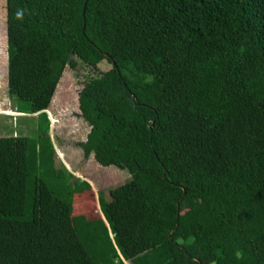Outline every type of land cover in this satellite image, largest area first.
<instances>
[{"label": "trees", "instance_id": "1", "mask_svg": "<svg viewBox=\"0 0 264 264\" xmlns=\"http://www.w3.org/2000/svg\"><path fill=\"white\" fill-rule=\"evenodd\" d=\"M6 15L8 91L36 129L0 136V264H106L73 223L75 176L50 136L74 56L112 64L79 94L85 156L130 174L99 193L108 249L264 264V0H6Z\"/></svg>", "mask_w": 264, "mask_h": 264}, {"label": "rangeland", "instance_id": "2", "mask_svg": "<svg viewBox=\"0 0 264 264\" xmlns=\"http://www.w3.org/2000/svg\"><path fill=\"white\" fill-rule=\"evenodd\" d=\"M6 19V0H0V136L20 133L32 135L36 129L35 120H30L31 116H23L26 113L17 112L16 100L8 91ZM74 58L78 61V66L75 69L67 66L65 69L49 108L53 115L48 112L56 164L64 165L75 176L69 183L74 205L72 220L83 239L90 246L99 249L105 256L106 264H117L118 261L126 264L119 251L114 247L108 249L107 241L103 239V235H107L111 245L116 247L111 228L100 206L99 193L103 192L105 198L110 199V190L125 183L130 178L129 171L114 165H101L93 155L86 157L78 145L80 141L86 140L91 128L81 117L79 94L88 82L101 76L112 64L104 60L98 68H94L76 56Z\"/></svg>", "mask_w": 264, "mask_h": 264}, {"label": "clouds", "instance_id": "3", "mask_svg": "<svg viewBox=\"0 0 264 264\" xmlns=\"http://www.w3.org/2000/svg\"><path fill=\"white\" fill-rule=\"evenodd\" d=\"M24 9H17V11H16V18L18 19V20H22L23 19V17H24Z\"/></svg>", "mask_w": 264, "mask_h": 264}, {"label": "crops", "instance_id": "4", "mask_svg": "<svg viewBox=\"0 0 264 264\" xmlns=\"http://www.w3.org/2000/svg\"><path fill=\"white\" fill-rule=\"evenodd\" d=\"M8 56V55H7ZM48 112H50L49 110H48ZM18 113H20V112H18ZM51 113V112H50ZM20 114H22V113H20ZM52 115H53V113H51ZM34 115H36V114H34Z\"/></svg>", "mask_w": 264, "mask_h": 264}, {"label": "built area", "instance_id": "5", "mask_svg": "<svg viewBox=\"0 0 264 264\" xmlns=\"http://www.w3.org/2000/svg\"><path fill=\"white\" fill-rule=\"evenodd\" d=\"M52 119H53V118H52ZM53 122H57V121L53 120Z\"/></svg>", "mask_w": 264, "mask_h": 264}, {"label": "water", "instance_id": "6", "mask_svg": "<svg viewBox=\"0 0 264 264\" xmlns=\"http://www.w3.org/2000/svg\"><path fill=\"white\" fill-rule=\"evenodd\" d=\"M47 112H48V110H47ZM37 114V113H36Z\"/></svg>", "mask_w": 264, "mask_h": 264}]
</instances>
